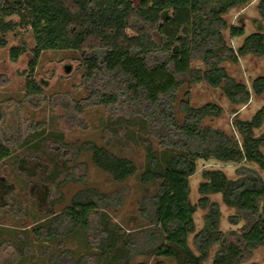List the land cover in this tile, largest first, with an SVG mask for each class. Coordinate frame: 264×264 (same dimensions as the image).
<instances>
[{
	"label": "trees",
	"instance_id": "trees-1",
	"mask_svg": "<svg viewBox=\"0 0 264 264\" xmlns=\"http://www.w3.org/2000/svg\"><path fill=\"white\" fill-rule=\"evenodd\" d=\"M250 1L14 0L0 4V48L8 46V33L22 24L30 25L35 39V47L30 50L24 45H12L9 49L12 61L25 57V97L0 103V162L17 147H28L16 156L15 169L33 186L40 182L34 196L39 210L49 215L32 227L31 236L50 240L64 238L76 230L88 232L93 213L116 211L121 206L129 191L125 183L138 168L132 159L111 151L108 144L112 136L122 133L127 146L133 132L129 124L136 122L145 134L140 135L146 150L140 182L160 181L155 193L143 195L137 201V215L128 218L129 230L120 225L110 226L107 218L96 232L95 243L90 241L96 252L75 257L72 248H63L50 253L48 264H150L146 260L134 262L138 255L153 257L151 264H168L164 259L175 264H205L214 246L217 249L212 264H242L255 249L264 247V177L260 172L264 171V132L255 135V129L264 121V106L247 120L235 114L232 124L238 138L234 133L202 125L205 118L222 115L220 105L207 102L194 106L189 92L178 100L183 86L199 82L220 88L233 105H246L252 95L264 100V74L252 81L250 90L223 65L237 64L249 54L264 56V0L256 4L259 17L254 24L258 30L246 36L237 49L226 44L222 33L229 27L224 15ZM15 13L19 21L8 20ZM230 30L233 37L245 33L243 27ZM46 50L81 53L79 66L84 69L87 98L57 101L56 97H46L43 85L48 81L41 80V84L35 80L38 59ZM197 59L205 68L192 65ZM0 79L4 84L8 82L5 75H0ZM47 99L66 109L61 119L67 124L66 129L86 128L84 109L104 107L108 120L105 128L112 136L101 145L94 141L78 145L66 142L62 133L31 143L26 134L32 127L26 129L23 123L24 104L37 109ZM176 102L184 114L182 118L177 115ZM58 125L61 126L60 122ZM150 136L158 140L163 153L155 149ZM73 149L77 154L89 151L91 162L109 174L119 187L104 192L85 186L62 211L55 212L53 204L43 208L48 206L50 183L59 189L68 179L85 182L87 163H80L82 168L77 176L74 170L79 165L69 167L71 159L60 157L68 152L73 154ZM50 157L59 158L60 167L45 175ZM198 159L245 165L236 169L234 179L221 169L203 170V180L198 185L200 197L192 203L189 179L196 172ZM249 163L257 168L247 166ZM62 175L64 179L56 183L54 179ZM13 191L14 184L0 177V210L8 208L14 216L22 217V207L11 202ZM217 193L224 205L234 209V214L228 216L229 223H243L239 230H221L220 205L209 197ZM198 208L206 212L203 227L195 232L194 214ZM27 217L26 214L22 218ZM137 220L143 221L144 226L138 227ZM24 234L21 242L28 245L30 235ZM191 234L194 249L189 244ZM58 245L64 246L62 241Z\"/></svg>",
	"mask_w": 264,
	"mask_h": 264
},
{
	"label": "rangeland",
	"instance_id": "rangeland-1",
	"mask_svg": "<svg viewBox=\"0 0 264 264\" xmlns=\"http://www.w3.org/2000/svg\"><path fill=\"white\" fill-rule=\"evenodd\" d=\"M5 1L13 2L14 0H0V4ZM258 0H251L248 4L231 8L225 15L224 19L228 24V28L223 30V35L226 44L234 49H237L244 38L249 34L258 30L254 24V19L258 18L256 4ZM8 20L19 21L17 13L8 17ZM264 24V23H263ZM231 27H243L244 35L233 37L231 34ZM130 33L132 31L129 30ZM264 32V29H263ZM8 46L0 48V75H5L8 82L0 79V103L9 99L22 100L26 93V69L25 57L19 58L17 61H12L9 54L10 46L24 45L27 50L35 47V39L31 27L28 24H22L7 35ZM81 53L74 50H46L42 51L38 59V64L35 70V80L41 83V80L48 81L47 85H43V92L49 99L56 97L57 101L62 99L81 100L88 97V91L83 85V67H80ZM192 65L198 68H205L201 60H194ZM223 65L227 67L230 74L237 80L245 83L251 90L252 81L264 74V56L246 55L239 59L237 64L231 62H224ZM66 66L70 69L67 71ZM3 84V85H2ZM42 84V83H41ZM189 92V101L194 106H200L207 102H214L220 105L223 113L220 117H208L203 120V126H210L216 129L224 130L228 133H234L239 138L233 127V119L235 117L247 120L250 119L261 107L264 106L262 97L251 96L249 103L246 105H233L229 99L223 94L220 88L212 87L206 82H199L192 85H185L181 88L178 94L180 100L184 93ZM46 100L37 109L30 108L27 104L23 107L24 126L32 127L27 131L26 139L33 142H41L45 137H55L62 133L63 139L66 142L75 143L76 145L84 141H94L97 144H104L106 140L112 135L106 130L107 112L102 106H91L84 109V120L86 128H67V124L61 120L66 114V109L60 106L53 105L50 100ZM236 110V113L234 111ZM176 111L179 117L184 114L180 112L178 102H176ZM60 122L61 126L58 125ZM40 125V126H37ZM23 126V127H24ZM132 129L131 140L127 142V146L123 144L122 133L120 136H112L108 148L119 156H124L132 159L137 165V172L132 175L127 181L126 185L129 191L126 194L123 203L116 211L108 210L104 212L100 210L99 213L91 215V230L88 232L76 230L75 232L65 236L64 238H56L50 240L37 239L31 236L32 227L44 221L49 217L48 214H43L38 206L36 191L40 189V182L37 186H33L31 181L24 175L19 174L15 169L16 156L22 153L26 148L25 144L17 147L5 160L0 162V177H4L6 181L14 184V191L10 197L11 202L18 207H22V217L27 214V219L17 217L10 213L8 208L0 210V264H48V257L54 251H60L63 248H72L74 256L78 257L89 252H96L97 248L91 245L90 241L95 243L96 232L103 227V222L108 218L110 226L116 227L120 225L126 230H129L128 218L137 215L136 204L139 198L146 194L155 193L160 181L154 180L147 184H142L139 180L140 173L144 170L146 164V150L140 143V135H145L141 128H138L137 123L129 124ZM35 128V129H34ZM140 129V130H139ZM24 131V130H23ZM264 132V121L261 127L255 129V135H260ZM143 133V134H142ZM49 138V139H50ZM151 141L157 151L162 152L158 140L150 136ZM126 140V139H125ZM127 141V140H126ZM43 146V145H41ZM47 153L50 155L51 146L47 147ZM264 152V146L261 148ZM73 154L68 152L62 154L60 157L63 160L71 159L68 162L69 167L75 168L74 172L78 176L80 174V163L86 162V179L85 182H75L67 180L59 189L55 183H50V194L47 199V205L43 208H48L53 204L55 212H60L70 205L72 196L85 186L97 187L104 192H113L119 187V183L115 182L109 174L98 169L91 162V153L89 151H82L79 154L72 150ZM77 154V155H76ZM59 158L47 160L48 164L45 168V175L54 173L55 167H60L58 164ZM57 163L58 166L55 165ZM245 165L244 163L222 162L216 159H198L196 162V172L190 177V199L192 203H196L200 197L198 192V185L203 180L202 171L205 169H221L226 175L234 179L237 177L236 169ZM249 167L257 168L254 164H246ZM264 177V171H260ZM64 179V175L55 178V182L59 183ZM210 199L217 201L221 209L220 228L223 231L239 230L242 222L233 225L228 221V216L234 214V209L227 207L222 203L221 194H211ZM206 211L198 208L194 214L195 232L203 227V215ZM26 224H28L26 226ZM144 222L137 220V226H144ZM30 235L28 245H24L21 239ZM193 234L189 235V244L192 247ZM62 241L64 246H59ZM193 248V247H192ZM194 249V248H193ZM217 247L214 246L208 260L205 264H212L213 256ZM146 260L150 264L153 262V257L138 255L134 258V262ZM168 264H175L173 260L164 259ZM252 262H259L264 264V247H258L253 251L251 258L242 263L249 264Z\"/></svg>",
	"mask_w": 264,
	"mask_h": 264
},
{
	"label": "water",
	"instance_id": "water-1",
	"mask_svg": "<svg viewBox=\"0 0 264 264\" xmlns=\"http://www.w3.org/2000/svg\"><path fill=\"white\" fill-rule=\"evenodd\" d=\"M70 69V67L69 66H66V70L68 71Z\"/></svg>",
	"mask_w": 264,
	"mask_h": 264
}]
</instances>
